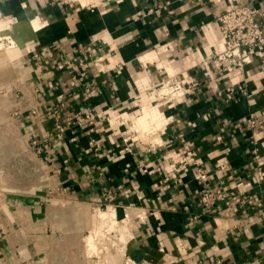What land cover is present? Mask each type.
<instances>
[{"label":"crops","instance_id":"obj_1","mask_svg":"<svg viewBox=\"0 0 264 264\" xmlns=\"http://www.w3.org/2000/svg\"><path fill=\"white\" fill-rule=\"evenodd\" d=\"M167 1L160 16L145 0H0L5 21H42L0 54V264H264V50L211 69L220 12L264 0ZM74 49L87 77L72 86L57 65ZM161 81L199 87L164 105ZM55 109L73 122L61 136ZM216 188L262 205L211 215L198 199Z\"/></svg>","mask_w":264,"mask_h":264},{"label":"built area","instance_id":"obj_2","mask_svg":"<svg viewBox=\"0 0 264 264\" xmlns=\"http://www.w3.org/2000/svg\"><path fill=\"white\" fill-rule=\"evenodd\" d=\"M53 2H63L69 6L73 5V0H51ZM149 3L146 13L172 14V8L170 2L167 0H145ZM93 7L92 5L90 8ZM218 31L221 36V46L215 51L211 57V61L214 64L211 68L215 74L221 75L228 72H241L245 64H248L253 55L264 50V12L254 7L247 5H233L225 8L220 12L217 17ZM52 56V54H50ZM83 51L72 50L71 55L59 54V58L62 62L58 63L59 69H68L69 73L73 76L71 85L74 86L77 82L76 76L79 78H86L87 74L82 69L84 65ZM65 61L67 66L65 68ZM204 77L210 76V71L203 72ZM102 83L106 85H114V81L108 78L104 79ZM199 87L198 81H180L177 83L169 84L162 81L157 83L154 87L153 94L158 104L170 105L180 101L181 93L184 88L188 90H196ZM227 91L231 92L232 88ZM95 94L94 89H87L85 98L91 97ZM231 94H227V98L230 99ZM59 110H62L61 108ZM53 110L57 114L54 119V135L61 136L67 128H70L72 120L65 118L61 120V111ZM80 116V115H78ZM86 119L92 126L94 124V115L88 113ZM108 126L115 129L119 126L129 124L134 126L133 120L126 115H114L110 114L104 117ZM80 124L81 119H77ZM250 126L254 125L252 119L248 120ZM136 130L135 128H133ZM136 132V131H134ZM221 137H217L219 140ZM73 139H75L73 137ZM130 137H123L124 141L129 140ZM91 143L95 147L99 146L98 143ZM148 151L156 150L163 144L160 140L148 143ZM196 177L199 180L205 179V172L202 169L197 170ZM198 204L201 208L206 210L211 215H228V211L233 207L243 208L245 206L254 205L256 208L261 207V202L256 201V198L247 193L238 192L236 190L226 191L221 188L204 190L198 199ZM129 261L126 262L128 264ZM210 264H222L219 259L211 260Z\"/></svg>","mask_w":264,"mask_h":264},{"label":"bare ground","instance_id":"obj_3","mask_svg":"<svg viewBox=\"0 0 264 264\" xmlns=\"http://www.w3.org/2000/svg\"><path fill=\"white\" fill-rule=\"evenodd\" d=\"M41 24L42 21L39 18H35V19L33 18L31 20L14 23V24L9 23V21L0 20V39L2 38V36L12 35L14 39L16 38L17 40L22 41L24 38L30 37V33H32L33 29L37 28ZM10 50L11 47L3 48L0 42V54L5 53L7 55L9 54L8 52Z\"/></svg>","mask_w":264,"mask_h":264},{"label":"rangeland","instance_id":"obj_4","mask_svg":"<svg viewBox=\"0 0 264 264\" xmlns=\"http://www.w3.org/2000/svg\"><path fill=\"white\" fill-rule=\"evenodd\" d=\"M1 20H3V21H5L3 18H0ZM12 24V23H11ZM5 37V38H4ZM3 38H2V40H0L1 41V43H2V46H3V48H7V47H11V48H14V46L16 47L18 44V42L13 38V36L12 35H5ZM20 47H21V49L22 48H24V44L23 43H21L20 44ZM20 49V50H21ZM15 57V56H14ZM13 57V58H14Z\"/></svg>","mask_w":264,"mask_h":264}]
</instances>
